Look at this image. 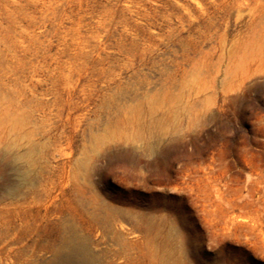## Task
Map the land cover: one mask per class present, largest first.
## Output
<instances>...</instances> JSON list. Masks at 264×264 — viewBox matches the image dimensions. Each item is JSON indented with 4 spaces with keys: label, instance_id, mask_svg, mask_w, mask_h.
Returning a JSON list of instances; mask_svg holds the SVG:
<instances>
[{
    "label": "rangeland",
    "instance_id": "1",
    "mask_svg": "<svg viewBox=\"0 0 264 264\" xmlns=\"http://www.w3.org/2000/svg\"><path fill=\"white\" fill-rule=\"evenodd\" d=\"M0 264H264V0H0Z\"/></svg>",
    "mask_w": 264,
    "mask_h": 264
},
{
    "label": "bare ground",
    "instance_id": "2",
    "mask_svg": "<svg viewBox=\"0 0 264 264\" xmlns=\"http://www.w3.org/2000/svg\"><path fill=\"white\" fill-rule=\"evenodd\" d=\"M29 156H30V155L28 154V157H29ZM17 158H18V157H17ZM17 158H16V159H17ZM26 158H27V157H26ZM21 160H22V158H21ZM60 236H61V235H60Z\"/></svg>",
    "mask_w": 264,
    "mask_h": 264
}]
</instances>
